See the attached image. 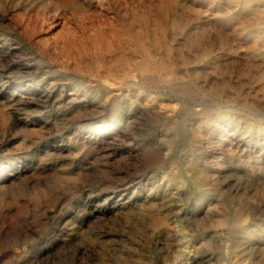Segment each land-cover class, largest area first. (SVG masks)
<instances>
[{"label": "rangeland", "instance_id": "1", "mask_svg": "<svg viewBox=\"0 0 264 264\" xmlns=\"http://www.w3.org/2000/svg\"><path fill=\"white\" fill-rule=\"evenodd\" d=\"M262 71L264 0H0V264H264Z\"/></svg>", "mask_w": 264, "mask_h": 264}, {"label": "bare ground", "instance_id": "2", "mask_svg": "<svg viewBox=\"0 0 264 264\" xmlns=\"http://www.w3.org/2000/svg\"><path fill=\"white\" fill-rule=\"evenodd\" d=\"M234 1V0H233ZM237 2H239V1H237ZM82 4V3H81ZM234 4V3H233ZM240 5V4H239ZM244 6V5H243ZM241 7V6H240ZM86 9V8H85ZM87 12V11H86ZM84 13V12H83ZM254 14V13H253ZM257 14H259V12H257ZM89 16V15H88ZM46 18V17H45ZM43 21V20H42ZM46 23V22H45ZM22 24V23H21ZM30 24V23H29ZM55 24H57V23H55ZM52 25H54V24H52ZM58 25V24H57ZM28 31V30H27ZM158 46V45H157ZM152 52V51H151ZM196 54V53H195ZM122 55V54H121ZM171 56V55H170ZM119 60V59H118ZM122 62V61H121ZM121 62H119V61H117V63L119 64H117V63H115V62H113V63H115L116 65V73L114 74V76H116V78L115 79H117V78H119L118 76L119 75H121V74H123V75H127V73L129 72V59L126 57L125 59H124V62H122V64H121ZM111 65V64H110ZM114 65V64H113ZM112 65V66H113ZM123 65H125V66H123ZM108 67H110V66H108ZM168 67V66H167ZM127 70V71H126ZM110 72V71H109ZM166 72V71H165ZM262 72H264V71H262ZM100 73V72H99ZM254 76V75H253ZM110 77V76H109ZM250 77V76H249ZM111 78V77H110ZM110 80V79H109ZM112 83V82H111ZM114 85V84H113ZM102 140V139H101ZM120 140V139H119ZM100 141V140H99ZM96 146H98V144L96 145ZM229 150H230V148H229ZM231 151V150H230ZM149 153V152H148ZM104 163V162H103ZM250 167V166H249ZM117 169V168H116ZM262 170V169H261ZM256 171V170H255ZM8 176V175H7ZM2 180V179H1ZM4 181V180H3ZM3 185V184H2ZM203 185V184H202ZM1 190V189H0ZM123 195H125V194H117L115 197H117L116 199H115V201H117V202H119V200H123V199H125V197H123ZM113 196V195H112ZM111 197V196H110ZM128 197V196H127ZM112 199V198H111ZM114 202V201H113ZM116 202V203H117ZM121 202V201H120ZM124 202V201H123ZM112 204H114V203H112ZM123 205V204H122ZM150 206H153L152 204L150 205ZM150 208V207H149ZM140 212V211H139ZM150 213V212H149ZM148 213V214H149ZM152 214V213H151ZM155 214V213H154ZM256 214V213H255ZM162 218H164V217H162ZM161 219V218H160ZM157 220V219H156ZM159 221V220H158ZM162 221V220H161ZM163 221H165L164 219H163ZM160 222V221H159ZM154 223V222H153ZM168 224V223H167ZM156 225V224H155ZM154 225V226H155ZM162 225V224H161ZM152 226V225H151ZM160 226V225H159ZM169 226V225H168ZM8 228V227H7ZM154 228H156V226L154 227ZM157 228H159V227H157ZM156 228V229H157ZM3 235V234H2ZM4 242V241H3ZM2 242V243H3ZM5 243V242H4ZM6 244H7V242H6ZM13 252V251H12ZM11 254H13V253H11ZM15 256H16V254H15ZM10 257V256H9ZM4 258V257H3ZM263 259V258H262Z\"/></svg>", "mask_w": 264, "mask_h": 264}]
</instances>
